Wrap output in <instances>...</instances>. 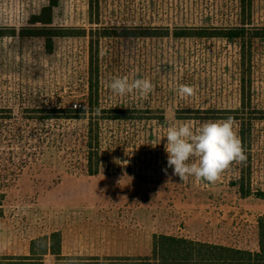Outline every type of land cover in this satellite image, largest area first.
I'll return each mask as SVG.
<instances>
[{"label": "rangeland", "instance_id": "obj_1", "mask_svg": "<svg viewBox=\"0 0 264 264\" xmlns=\"http://www.w3.org/2000/svg\"><path fill=\"white\" fill-rule=\"evenodd\" d=\"M238 1L0 0V215L25 228L26 237L37 229L42 235L28 242L29 252L24 243L20 257L33 256L35 240L32 258L42 262L50 248L39 238L45 234L52 243L48 232L66 222L69 229L85 224L87 231L118 236L99 251L89 240V253L69 258L133 257L160 234L257 249L256 221L264 214V0H251L243 11ZM235 26L245 29L237 39L192 30ZM43 34L53 35L50 51ZM115 76L147 77L154 91L147 98L114 94L106 82ZM181 84L195 86L196 95H178ZM43 106L76 109L77 119L55 118L63 112L42 123L27 117ZM97 110L95 117L141 118L98 122L92 130L98 168L93 157L95 174H88L89 167L67 164L73 138L62 143L58 134L84 133ZM228 116L238 118V132L241 123L245 132L249 126L244 164L232 163L215 184L180 181L167 167L161 137L168 127L191 122L196 128ZM38 131H50L43 155L30 145ZM32 152L39 156L30 158ZM244 166L246 195L237 184ZM5 250L0 242V259L12 257Z\"/></svg>", "mask_w": 264, "mask_h": 264}, {"label": "trees", "instance_id": "obj_2", "mask_svg": "<svg viewBox=\"0 0 264 264\" xmlns=\"http://www.w3.org/2000/svg\"><path fill=\"white\" fill-rule=\"evenodd\" d=\"M239 7L243 11L246 8L251 7V0H239ZM92 3V0H90V4ZM54 6L53 3H50L47 7H45V10L49 11V14L51 12V8ZM45 24H50L49 21L45 22ZM187 29V27H185ZM197 30L200 33L194 34L195 36H214L213 34H219L217 32H224L220 36L228 37V38H240L241 32H245L244 27L241 26H235V27H229V28H192V30ZM27 30V29H25ZM31 30V29H30ZM190 30V29H188ZM1 35V33H0ZM139 36H147L149 35L145 31H138L137 34ZM40 36H44L46 38L45 43V49L46 51H50L52 49V36L50 34H43ZM183 36V35H179ZM189 36V35H186ZM243 47V46H242ZM241 91H243V77L241 78ZM76 109H65V111H62L60 108L51 109L48 107H41L40 109H37L34 114L35 115H28L27 117L31 120L42 123L45 120L50 119V115L58 112H63L64 115L61 117H55L60 120H74L77 119L76 117V111H73ZM102 111V110H101ZM134 111V110H133ZM211 111V110H210ZM104 113V111H102ZM109 112H113L110 110ZM126 112V111H125ZM129 112V111H128ZM132 113V112H129ZM91 116V115H87ZM99 115H94V117H87V129L84 133H75L73 134L71 132V135L69 133H59L58 136L60 137V142L64 143L65 139L68 137L73 138L72 145L66 146L65 153L69 155L68 157H65L67 164L70 166H76L81 168H88L87 170L88 174H93L95 171H97V160H98V138L96 139V145L93 143V133L92 130L98 129V122L101 120H137L141 117L133 115H111L108 117H95ZM218 117H206V119H217ZM235 119H238L234 117ZM261 118V117H260ZM85 119V117H83ZM243 122V121H242ZM250 125V124H249ZM249 127V126H248ZM248 127L247 132L244 130V124L241 123L239 126V137L241 138L243 148H245V145L248 144ZM86 128V127H85ZM40 131H44V129H41ZM38 131L37 133L33 134L34 137H38L36 140H32L30 145L31 148H38V150H42L40 152V155H43L45 152V149H42L43 141L46 139L47 132L43 133V135ZM28 142L26 141V144ZM65 145V144H64ZM76 155L81 154L82 157H76ZM84 156H83V155ZM75 155V156H74ZM30 158L36 159V156H39V153L32 152L30 155ZM95 159V163L93 164L95 167V171H90L91 168V160ZM29 158V157H28ZM25 161V162H24ZM23 163H26L28 159L24 160ZM81 161V162H80ZM82 161H86L84 164ZM244 164V163H242ZM95 174V173H94ZM239 179L237 181L238 184V190L241 192V194L246 195L249 193V167H241L239 171ZM2 216V215H0ZM256 230H257V249L254 251H250L247 249H241L233 246L223 245V244H216V243H210V242H204L194 239H189L185 237L180 236H174V235H154L152 237L151 242V249L148 255L146 256H133V257H110L106 260L110 262L115 263H122V264H264V214L260 215L257 218L256 221ZM47 235H43V237H40L39 239L42 241V244L44 242L45 246H47L48 251L50 248V254H53L55 256V260H61V258L57 257L59 256V245H60V239L59 234L57 232H52L49 236L50 240L52 239V243L46 242L48 240ZM33 242L35 240H32L30 248V254L34 256V245ZM47 243V244H46ZM43 244V246H44ZM52 248V250H51ZM39 254H45L44 252ZM33 256H24V257H16V258H5L0 259L1 263H9V262H18V263H25V264H31L36 263L40 264V262H35V259L32 258ZM92 258H67L64 259L65 262H74V261H80V260H90Z\"/></svg>", "mask_w": 264, "mask_h": 264}, {"label": "clouds", "instance_id": "obj_3", "mask_svg": "<svg viewBox=\"0 0 264 264\" xmlns=\"http://www.w3.org/2000/svg\"><path fill=\"white\" fill-rule=\"evenodd\" d=\"M106 83L114 94L120 96L138 94L147 98L154 91V85L147 77L130 80L128 76H115ZM196 92L192 85L181 84L177 88L181 97H191ZM162 138L167 141V167L172 168L173 175L180 181L194 177L195 182L215 184L232 163H243L247 159L238 124L232 116L206 121L196 128L191 122H178L168 127L166 137Z\"/></svg>", "mask_w": 264, "mask_h": 264}, {"label": "crops", "instance_id": "obj_4", "mask_svg": "<svg viewBox=\"0 0 264 264\" xmlns=\"http://www.w3.org/2000/svg\"><path fill=\"white\" fill-rule=\"evenodd\" d=\"M66 227H58V228H52V232H57L59 234L60 239V245H59V258L61 260H55V256L53 254H50L48 252L47 255H44V260L40 264H102L100 263V259H107L110 257H116L117 255H103L101 254H92L97 256H86L91 257L93 261L89 260H80V261H74V262H65L64 259L69 258L70 256H85V251L88 249V241L91 240L92 244L94 246L93 249L95 251H99V247H102L105 243L112 244L114 242V239H118L117 235H114L112 233H106L104 231L99 230H92L87 231L85 224H82L81 227H73L69 229L67 226V222L65 223ZM26 229L22 228L20 225L16 224L14 219L8 217V216H0V242H3L4 247L6 248L4 253H7L6 251L11 249L8 253L12 256V258L23 256V252H21L24 249V243H27V252H29L28 242L33 239L36 236H42L40 234V229H37L36 233H29L26 237L24 234V231ZM31 230V229H29ZM32 235V236H31ZM45 235V234H44ZM30 236L32 238H30ZM151 236V235H150ZM106 238V239H104ZM130 239L128 234L122 233L121 239L125 241L126 239ZM3 239V240H2ZM150 250V244H144L141 246V251L136 253L137 255H133L132 253H129L132 256H144V252L146 249ZM20 249V251L15 250ZM72 249V252L70 251ZM78 250L79 252H76ZM87 253H89L87 251ZM82 259H85L84 257H81ZM96 259V260H95ZM2 264H20L18 262H9V263H2ZM106 264H122V263H115L110 262L106 260Z\"/></svg>", "mask_w": 264, "mask_h": 264}, {"label": "built area", "instance_id": "obj_5", "mask_svg": "<svg viewBox=\"0 0 264 264\" xmlns=\"http://www.w3.org/2000/svg\"><path fill=\"white\" fill-rule=\"evenodd\" d=\"M76 106L80 107V105L78 104H73V107L76 108Z\"/></svg>", "mask_w": 264, "mask_h": 264}]
</instances>
